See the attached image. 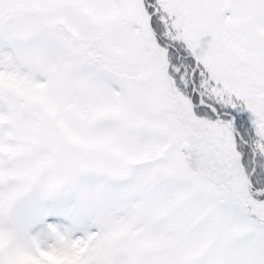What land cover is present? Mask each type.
<instances>
[{"label": "snow or ice", "instance_id": "1", "mask_svg": "<svg viewBox=\"0 0 264 264\" xmlns=\"http://www.w3.org/2000/svg\"><path fill=\"white\" fill-rule=\"evenodd\" d=\"M0 264H264V0H0Z\"/></svg>", "mask_w": 264, "mask_h": 264}]
</instances>
